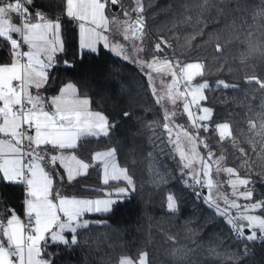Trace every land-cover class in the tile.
<instances>
[{
  "label": "trees",
  "instance_id": "16d2710c",
  "mask_svg": "<svg viewBox=\"0 0 264 264\" xmlns=\"http://www.w3.org/2000/svg\"><path fill=\"white\" fill-rule=\"evenodd\" d=\"M126 5L143 8L146 53L204 65L194 80L210 84L202 101L212 110L210 125L227 121L231 137L221 142L211 129L197 131L201 158L207 160L206 149H213L223 157L220 167L231 166L251 181L252 201L264 200V88L249 82L252 77L264 81V0H126ZM37 11L61 22L62 46L39 93L48 98L72 83L76 94L89 100L88 108L114 125L108 136L85 138L72 151L90 162L94 151L115 150L135 186L130 195L117 196L113 190L123 181L101 183L99 168L91 163L87 174L71 182L56 177L54 187L62 195L108 191L117 202L108 213L85 214L90 227L78 231L76 245L42 242L44 257L52 264H117L120 256L137 260L146 253L149 264H264V241L233 236L224 217L193 193L188 173L194 166L184 169L168 141L162 108L142 69L102 46L95 53L79 49L77 26L66 16L64 0H34L30 12ZM106 12L114 13L110 3ZM162 40L167 46L161 44L157 53L153 45ZM10 60L9 44L0 38V64ZM218 81L233 87L217 88ZM170 194L175 211L167 207ZM24 196L20 183L5 182L0 173V222L13 209L22 219ZM258 212L264 217V210Z\"/></svg>",
  "mask_w": 264,
  "mask_h": 264
},
{
  "label": "snow or ice",
  "instance_id": "6c2138e0",
  "mask_svg": "<svg viewBox=\"0 0 264 264\" xmlns=\"http://www.w3.org/2000/svg\"><path fill=\"white\" fill-rule=\"evenodd\" d=\"M65 3L66 16L70 20L81 22L79 29L82 49L88 48L95 53L96 43L103 41L104 47L110 48L117 56L123 55L124 59L129 58L119 44L110 45L109 37L98 31L102 29L106 33L110 30L105 10L108 3L116 5L119 0H107V2L106 0H65ZM33 4L34 0H0V38L8 42L11 55L10 63L0 64V136L9 138L0 139V173L5 182L25 185L24 204L27 218V222H23L13 209L6 224L0 222V264H52V261L43 255L42 242L76 245L78 231L90 227V222L84 219L85 214L108 213L112 210V205L117 202L112 199L69 198L54 187L56 177H59L61 183L65 178L56 169L57 162L69 182L87 174L91 166L84 160L78 159L76 155H65L64 150L77 149L78 142L88 137L108 136L114 125H110L103 114L90 112L87 108L89 100L77 99V90L72 84L61 88L58 95L47 99L39 91L35 94L30 91L31 88L39 90L47 85L50 72L55 66V54L58 49L62 50L61 22L58 19L53 21L46 18L39 11L31 13L30 8ZM136 11L142 12L143 8L138 7ZM127 15L128 13H125V16ZM32 19L36 22H31ZM86 24L89 27H86ZM144 25L145 18L138 16L134 22L127 24L124 39L143 40ZM13 34H18L23 45L27 46L26 51L20 50L21 44L13 38ZM86 35L89 37L87 40ZM161 44L167 46L163 40L156 44L157 53L162 51ZM220 50L218 46L217 51ZM136 51H143V47H137ZM136 62L152 71L160 70L158 64L168 68L172 76V81L168 85L169 99L175 104L177 98H185L183 112L188 115L193 128L197 131L201 128L205 132L209 131L208 124H200L197 121L210 120L212 117V110L200 107V102L206 99L204 91L210 88V84L208 82L193 84L197 76L203 75V64L197 62L181 66L180 62L160 60L156 56H153L151 62L142 60ZM148 79L151 87V75ZM253 80L264 88V81L252 77L249 82ZM181 85L183 91H180ZM216 86L225 89L233 87L225 81H218ZM172 89L176 90L175 94H172ZM153 93L155 94V88ZM187 97H191V100H187ZM162 99L157 97V103L159 104ZM48 105L51 106V110L48 109ZM197 107L200 108L202 115L194 117L193 108ZM174 115L175 113L169 114L166 111L164 116L163 128L169 135V142H173L171 140L173 128L170 122ZM175 127L183 131L184 136L188 137L193 145L191 156L180 152L182 167L192 170L198 155L195 147L197 134H190L184 130L183 125H175ZM215 131L221 142L231 137L228 123L217 124ZM200 143L204 144L205 148L208 147L203 140H200ZM115 155V150L98 152L91 157V160L102 165L104 184H108L110 180H123L127 187L119 188L116 195L127 196L130 195L129 190L135 191L134 182L126 169L117 167ZM212 159L213 153L210 151L207 160L203 158L200 160L202 168L188 173L190 181L208 189V194L196 192L195 195L197 198L203 196L209 209H214L216 215L224 217L238 238L249 242L257 239L264 241V218L251 214L264 210V200L240 205L235 200L230 201L227 197H223L227 207L221 208L211 195L215 187L209 164ZM222 160L223 157L214 161L216 170L236 177L235 180L227 182L233 189V195L252 200L254 193L247 189L251 181L240 178L231 167L221 168ZM185 185L191 186L189 181H185ZM238 186H243L246 190L238 192ZM167 200L168 209L175 211L177 205L174 196L168 195ZM232 208L237 210L243 208L244 211L243 213L238 211L236 216H232L229 214V209ZM238 221H246V225ZM245 228L248 230L247 233ZM255 229H259V235ZM65 233L71 234L70 240ZM46 234H49L47 238ZM119 264H149V261L147 254L141 253L137 261L122 258Z\"/></svg>",
  "mask_w": 264,
  "mask_h": 264
},
{
  "label": "rangeland",
  "instance_id": "374dc122",
  "mask_svg": "<svg viewBox=\"0 0 264 264\" xmlns=\"http://www.w3.org/2000/svg\"><path fill=\"white\" fill-rule=\"evenodd\" d=\"M111 17L119 18L120 20L123 19L121 12H117V11H114V13H111ZM75 22H77V21H75ZM80 23L81 22L79 21L78 25ZM86 27H89V25H86ZM78 29H79V26H78ZM79 34H80V29H79ZM129 36L131 37L130 31H129ZM13 38H15V39H17L19 41L18 34H13ZM88 38H89L88 36H85L86 40ZM80 39H81V34H80ZM129 40H130V44H129L128 47H127V43H122V42H118L117 43V44H119L121 46L122 51L127 53L129 58L126 59V60L133 62L134 64H136L138 67H140L142 69V71L144 72V74L146 76V79H147V81L149 83V86H150V81L148 79V76L151 75V77H152L151 85L152 86L150 87V89H151V92L154 95L156 100H157V97H162L163 98L159 104H160V106L162 108L164 116H165V112L166 111L169 114L175 113V115L172 117V121L170 122V126L173 128V134H172V137H171V140L173 142H170V143L173 146V150L175 151V153L178 154L179 157H180V152H183L186 156H191L192 155L191 149H192L193 145H192L191 141H189L188 137L184 136L183 131H181L179 128L175 127V125H183L184 130H187L190 134H197V141H196L195 147H196V151H197L198 155L196 156V159H195V162L193 163V166H194V171L195 170H199L200 166L201 167L203 166L202 164H200V159H201V155L200 154L202 153V151H201L200 147H198L199 134L197 132V129L193 128L192 122L189 120L188 115L183 112V103L185 102V98H177L175 104H173L172 101L169 99V87H168V85L172 81V76H171L170 70L168 68L162 67L161 65L158 64L157 67L160 68V70L159 71H152V70L148 69L147 67H141V64L136 62L138 60H142L144 62H151L153 56L158 57L160 60H164V59L169 60V59L166 56H164V55H158V54L156 55V54H152V53L150 54V50L146 53V46L143 45L141 40H134V39H131V38H129ZM158 43L159 42H156L153 45V49H155V45L158 44ZM20 44L23 46V49H25L24 51H26L27 50V46L23 45L22 40H21ZM137 47H143V51L137 52L136 51ZM130 48H132L131 51H130ZM59 50L60 49H58L57 52ZM120 57L123 58V55H121ZM197 62L198 61L194 60V61L183 62L182 64L184 65V64H188V63H197ZM196 78H198V76ZM202 82H205V81L199 80L197 82V84L202 83ZM68 84H71V83H69V82L65 83L64 87L67 86ZM153 88H155V94L153 93ZM175 91H176L175 89H172V94H175ZM79 98L80 99H86L85 97H79ZM187 100L190 101L191 97H187ZM200 107H207V108L210 109V107H208L207 105L203 104L202 101L200 102ZM89 111L96 113V111H92V110H89ZM98 113H100V112H98ZM193 114H194V117L198 116V115H202V113L200 112V108H199L198 112H195ZM198 123H200V124H208L209 125V129H211V131L214 134H216L217 137L219 138L218 134L215 131L216 125L217 124H221V123H228V122L227 121H218V122H215L214 124L210 125V120H206V121H198ZM200 130H203V129L201 128ZM167 139L169 141L168 133H167ZM205 140L207 141V139H205ZM207 143H208V141H207ZM107 150L110 151L112 149L111 148H107ZM210 151L213 153V149H211V148L210 149L209 148L206 149L207 156H208ZM94 152L98 153V152H101V151L98 150V151H94ZM94 152L92 153L91 157L96 154ZM64 154L65 155H70V154H67V153H64ZM77 158L81 159L79 157H77ZM219 158H221L220 154L213 155V159L211 161H209V164L211 165V176H212V179H213L214 184H215V187L213 188L211 195L213 196L214 199H216V202L220 205V207L221 208H226L227 207V205H225V203H224L223 197H227L228 200H230V201L231 200H235L240 205H246V204H250V203L256 202V201H252V200H245L242 197H238L236 195H233V189L231 188V186L227 182H228V180H235L236 177L235 176H231L230 174H228V173H226L224 171L217 172V170H216L217 166L214 163V161L219 159ZM114 160H115L118 168H123L120 165H118L115 157H114ZM87 163H91V165L92 164L97 165V167L99 168V172H100V181H101V183H103V168H102V165L99 162L93 163L92 160L90 162H87ZM227 167H231V166H224V167H221V168H227ZM222 175H223V177H222ZM64 176L66 177L65 173H64ZM239 177L243 178V179H247L246 177H243V176H239ZM66 179H67V177H66ZM110 181H113V180H110ZM123 184H124V181H123ZM123 187H126V186L119 185L113 191L116 193L119 188H123ZM247 189L250 190L249 185L247 186ZM245 190L246 189L243 186H238V192H243ZM206 194H208V189L207 188H206ZM167 203H168V201H167ZM238 211L243 213L244 209L240 208L239 210H237L235 208H232V209H229V214L232 215V216H236ZM251 214L260 215L261 218H264L259 212H255V213H251ZM239 222H241L242 224L246 225V221H239ZM245 229H247V228H245ZM255 231L259 232V229H255ZM68 239L69 240L71 239V235H69Z\"/></svg>",
  "mask_w": 264,
  "mask_h": 264
},
{
  "label": "crops",
  "instance_id": "0c3cea01",
  "mask_svg": "<svg viewBox=\"0 0 264 264\" xmlns=\"http://www.w3.org/2000/svg\"><path fill=\"white\" fill-rule=\"evenodd\" d=\"M106 2H107V0H106ZM64 3H65V0H64ZM65 7H66V3H65ZM114 12V11H113ZM122 14V18L123 19H119V18H113V17H111V14H107V12H106V10H105V15H106V18L108 19V21H109V31L108 32H106V33H104L103 32V30L102 29H100V30H98V31H102V33H104V35H107L108 37H109V42H110V45H115V44H117L118 42H122V43H127V47L129 46V44H130V40L129 39H127V40H125L124 39V35H125V28L127 27V24L129 23V21H128V18L123 14V13H121ZM14 15V14H13ZM53 20V19H52ZM53 21H55V20H53ZM74 22L76 21V20H73ZM17 22H18V18H17ZM31 22H36L35 21V19L34 20H32ZM78 22L79 21H77V22H75V24H76V26H77V38H78V47L81 49V50H88V51H90L88 48H81V39H80V34H79V29H78ZM125 22H127V24L125 23ZM130 24V23H129ZM87 25V24H86ZM87 36V35H86ZM17 38V37H16ZM93 39H94V37H93ZM142 41V40H141ZM18 42H20L21 43V40L19 39V41ZM129 42V43H128ZM96 48H98V46H103L104 47V44H103V41H100V42H98V43H96ZM107 49H109L110 50V48H107ZM21 51H24L25 49H23V46L21 45V49H20ZM132 50V48H130V51ZM60 51V50H59ZM58 51V52H59ZM111 51V50H110ZM111 52H113V51H111ZM114 53V52H113ZM115 54V53H114ZM11 62V60L8 62V63H10ZM8 63H5V64H8ZM66 83H68V82H66ZM70 83V82H69ZM65 84V83H64ZM64 84H62L61 86L62 87H64ZM72 84V83H71ZM73 85V84H72ZM60 86V87H61ZM74 86V85H73ZM58 88L57 89V91L54 93V94H52L51 96H49L48 98H50V97H52V96H55V95H58L59 94V92H60V89L62 88ZM75 88V87H74ZM30 91L31 92H33L34 94L38 91L37 89H35V88H31L30 89ZM79 97H81V96H79ZM78 96H77V94H76V98L77 99H80ZM47 99V98H46ZM87 108H88V106H87ZM48 109L49 110H51V106L50 105H48ZM89 109V108H88ZM90 110V109H89ZM0 139H9V138H7V137H2V136H0ZM98 151V150H97ZM99 151H101V152H104V151H108L107 149H102V150H99ZM64 153H67V154H70V155H76L72 150H64ZM94 153H97V152H94ZM98 164V163H97ZM99 165V164H98ZM59 166V164H58V162H57V165H56V167H58ZM49 167H51L50 165H49ZM60 167V166H59ZM62 171H63V174H64V170L62 169ZM1 175H2V173H1ZM66 178V177H65ZM125 183V182H124ZM124 185V184H123ZM124 186H126L127 187V185H126V183H125V185ZM110 193H108V191H106V192H104L103 194H100V195H97V196H84V195H79V196H67V195H64V196H66V197H69V198H72V197H75V198H77V199H93V200H95V199H112L113 200V197H112V195H109ZM25 199H26V195L24 196V198H23V201H22V214L23 215H25V204H24V201H25ZM11 215V214H10ZM10 215L6 218V220L4 221V223L6 224V221H7V219L10 217ZM19 216V215H18ZM20 217V216H19ZM21 218V217H20ZM84 219H87L88 220V218H86V217H84ZM22 220V219H21ZM89 221V220H88ZM239 222V221H238ZM49 234H46V238H47V236H48ZM65 235H66V233H65ZM67 237V236H66ZM51 242V241H50ZM122 258H131L130 256H128V255H123V256H120L119 257V259H118V261H117V264H119V261L122 259ZM139 258V257H138ZM132 259V258H131ZM134 262L135 261H137V260H134V259H132Z\"/></svg>",
  "mask_w": 264,
  "mask_h": 264
},
{
  "label": "built area",
  "instance_id": "2783aa9c",
  "mask_svg": "<svg viewBox=\"0 0 264 264\" xmlns=\"http://www.w3.org/2000/svg\"><path fill=\"white\" fill-rule=\"evenodd\" d=\"M124 15H125V13H128V15L126 16L127 18H128V21H129V23L131 24L132 22H134L136 19H137V17L138 16H143L144 18H145V16H144V14H143V12H140V11H136V9L137 8H133V9H131L130 7H128L127 5H126V0H119V3L118 4H116L115 5ZM134 26V25H133ZM145 28H146V25H144V30H145ZM173 63H176L177 61H175V60H173L172 61ZM181 66H183V64L181 63ZM178 71V70H177ZM193 84H197V81H193ZM180 91H183V85H181V87H180ZM198 110H199V107H197V108H193V113H195V112H198ZM197 123H198V121H197ZM205 142V141H204ZM202 144V143H201ZM202 178V177H201ZM21 184V190H22V193L24 194V195H26V187H25V185L24 184H22V183H20ZM191 184L193 185V193L195 194L196 192H203L204 194H205V192H204V188H202V187H200V186H198V185H195V182L194 181H191ZM201 199L202 200H204L203 199V196H201ZM22 221L23 222H27V218H26V216L25 215H22ZM238 223H241V222H238ZM231 233H232V235L233 236H235V237H237L233 232H232V230H231ZM238 238V237H237Z\"/></svg>",
  "mask_w": 264,
  "mask_h": 264
},
{
  "label": "water",
  "instance_id": "95a60500",
  "mask_svg": "<svg viewBox=\"0 0 264 264\" xmlns=\"http://www.w3.org/2000/svg\"><path fill=\"white\" fill-rule=\"evenodd\" d=\"M110 9H111L112 11H116L117 7H116L115 5H111V4H110ZM245 232L247 233V229H245Z\"/></svg>",
  "mask_w": 264,
  "mask_h": 264
}]
</instances>
